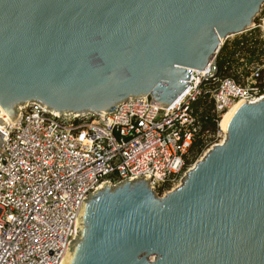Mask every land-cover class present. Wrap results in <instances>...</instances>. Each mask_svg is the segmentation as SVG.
Listing matches in <instances>:
<instances>
[{
    "label": "water",
    "instance_id": "water-1",
    "mask_svg": "<svg viewBox=\"0 0 264 264\" xmlns=\"http://www.w3.org/2000/svg\"><path fill=\"white\" fill-rule=\"evenodd\" d=\"M264 0H0V122L39 103L107 114L129 99L170 107ZM160 196L147 179L82 204L70 264H264V99ZM0 129V153L4 135ZM82 211H84L82 215Z\"/></svg>",
    "mask_w": 264,
    "mask_h": 264
},
{
    "label": "built area",
    "instance_id": "built-area-1",
    "mask_svg": "<svg viewBox=\"0 0 264 264\" xmlns=\"http://www.w3.org/2000/svg\"><path fill=\"white\" fill-rule=\"evenodd\" d=\"M251 71L241 82L221 80L214 58L205 70L192 69L168 108L150 97L86 116L35 102L21 107L0 153V264H63L79 236L82 204L105 184L147 179L160 196L177 188L194 167L189 158L202 133L193 104L209 95L222 118L238 102H260L261 67Z\"/></svg>",
    "mask_w": 264,
    "mask_h": 264
},
{
    "label": "trees",
    "instance_id": "trees-1",
    "mask_svg": "<svg viewBox=\"0 0 264 264\" xmlns=\"http://www.w3.org/2000/svg\"><path fill=\"white\" fill-rule=\"evenodd\" d=\"M259 29L255 28L243 34L242 38L229 40L224 44L216 58L219 79H233L239 82L241 75L249 77L252 66L258 65L261 67L259 82L262 83V88L264 87V37L260 32H256L260 31ZM193 107L202 123V133L192 152L200 153L205 146L203 138L209 132L215 134L219 131L222 118L215 114V105L209 95L202 97Z\"/></svg>",
    "mask_w": 264,
    "mask_h": 264
},
{
    "label": "rangeland",
    "instance_id": "rangeland-1",
    "mask_svg": "<svg viewBox=\"0 0 264 264\" xmlns=\"http://www.w3.org/2000/svg\"><path fill=\"white\" fill-rule=\"evenodd\" d=\"M254 26H255V28H258V27L260 28L259 29L260 31H256V32H258V33L260 32L264 37V29H263V27H264V6L262 7L260 14L256 17V19L254 21ZM242 37H243L242 35H238V36L231 37L229 40L234 41L235 39L242 38ZM241 81L242 80H240V82ZM224 138H225V133H224V131L221 130L220 127H219V131L216 132L215 134H212L209 132L206 135V137L203 138V140H204L203 142H204L205 146H204L202 152H200V153L192 152L191 153V156L189 158L191 160V167H193L196 164V162L200 161L204 157V155L215 144H219V143L223 142Z\"/></svg>",
    "mask_w": 264,
    "mask_h": 264
},
{
    "label": "bare ground",
    "instance_id": "bare-ground-1",
    "mask_svg": "<svg viewBox=\"0 0 264 264\" xmlns=\"http://www.w3.org/2000/svg\"><path fill=\"white\" fill-rule=\"evenodd\" d=\"M263 29H264V27H263ZM242 106H244V102H238L229 111H226L223 114L222 120H221L220 125H219L222 131H224V132L226 131L227 123L229 122L231 117L237 112V110H239ZM15 122H16V120H14V119L7 122V123L0 122V129L5 130L7 126L14 124ZM83 213H84V211H82V215H83ZM72 258H73V254L70 251H68L65 258H64L63 264H70Z\"/></svg>",
    "mask_w": 264,
    "mask_h": 264
}]
</instances>
